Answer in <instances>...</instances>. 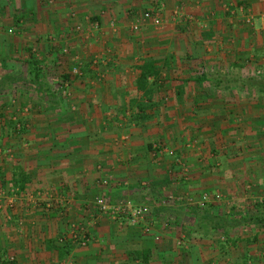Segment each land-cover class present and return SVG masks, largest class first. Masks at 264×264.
I'll return each instance as SVG.
<instances>
[{
  "label": "crops",
  "instance_id": "0c3cea01",
  "mask_svg": "<svg viewBox=\"0 0 264 264\" xmlns=\"http://www.w3.org/2000/svg\"><path fill=\"white\" fill-rule=\"evenodd\" d=\"M156 8L162 26L134 32L130 12ZM32 56L58 99L22 83L0 89V257L145 264L130 253L149 251L150 264H264L263 224L213 235L191 223L186 200H167L209 193L205 209L217 214L264 215V87L192 84L179 102L174 82L157 81L165 100L139 118L135 86L146 58L166 79L203 63L211 72V59L264 76V0H0V80L25 71ZM76 67L87 71L72 74ZM19 173L29 179L23 190L11 181ZM98 196L148 206L150 215L121 223L98 211ZM65 244L73 250L60 260L54 246Z\"/></svg>",
  "mask_w": 264,
  "mask_h": 264
},
{
  "label": "trees",
  "instance_id": "16d2710c",
  "mask_svg": "<svg viewBox=\"0 0 264 264\" xmlns=\"http://www.w3.org/2000/svg\"><path fill=\"white\" fill-rule=\"evenodd\" d=\"M28 66H26L25 71L20 73H6L3 78L0 80V89L2 88H11L13 85H17L19 83L24 84L27 87H33L35 95L37 97H42L45 100H48L52 104H57L56 101L58 99L57 92L54 89V85L51 84L49 81H46V78H43L42 75V68L40 60L36 59V57L32 56V59L29 60ZM157 60L152 58H146L143 60V63L138 67L139 76L135 80V86L138 91L141 92L142 97H139L141 101L138 105V113L137 117L143 118L145 114H148L152 107L158 105L161 100H165L161 93L156 90L154 87L157 81L164 82V84H172L175 83V88L172 91L173 96L179 102H182L183 99L186 97V88L188 85H203L207 84L211 87V90H218L222 92L223 90H229L232 86H239V87H264V76H259L256 74L255 70L254 73H248L251 69L245 63H238V64H229V61H222V60H215L211 59L210 63L213 67V70L209 72L207 70V66L203 63L202 68L193 72L190 77H174L171 78H163L159 70L156 67ZM236 69V73H233V69ZM84 73L87 71L86 68L81 67ZM154 79V81H152ZM155 82V83H153ZM1 89V90H2ZM222 90V91H221ZM172 93H168L171 95ZM172 96V95H171ZM142 100H146L147 103H142ZM150 117V116H149ZM15 129L18 130L17 126ZM22 129V126L19 128ZM15 178H12L11 181L14 182L15 185L20 187V190L25 189L27 182L29 179L24 176L22 173L14 175ZM18 176H20L18 178ZM189 214L192 215L191 223L195 226L197 225L199 228L201 224H206L208 228L211 230L212 234H222L223 236H229L230 232L238 227H243L248 224H263L264 225V215L263 216H244L239 215L236 218H230L227 215H222L220 213L217 214L210 209L200 208L198 206H190L189 207ZM189 224V223H187ZM196 227H192L194 229ZM191 231H195L192 230ZM54 249L58 252V257L60 260L66 259L73 250V246L70 244H65L63 246L55 247ZM132 256V260L136 261L138 259H142L143 263L150 264L151 260V252H138L134 251L130 253ZM3 257V256H2ZM0 257V264H9L8 261Z\"/></svg>",
  "mask_w": 264,
  "mask_h": 264
},
{
  "label": "built area",
  "instance_id": "2783aa9c",
  "mask_svg": "<svg viewBox=\"0 0 264 264\" xmlns=\"http://www.w3.org/2000/svg\"><path fill=\"white\" fill-rule=\"evenodd\" d=\"M182 11H176L174 14V18L176 19L177 17H181ZM130 16L133 18V23H132V30L134 32H137L140 30V27L143 24H147V22L155 27H161L164 21L162 10L159 8L153 9V10H147L144 12H137V11H132L130 12ZM184 16V15H183ZM187 21H194V17L187 15L185 16ZM95 27L97 28L98 25L95 24ZM80 28L77 29L79 31ZM74 72L76 74H80V68L76 67ZM257 75L261 76L263 74V71H257ZM64 95H68L67 92H63ZM17 128H20V125L17 126ZM2 150H0V155L2 154ZM103 184H108L109 180L105 179L102 182ZM214 197V196H213ZM216 199H221L222 197L220 195H217L215 197ZM210 199H212V194L205 193L202 195V197L196 201L195 199L189 197L186 199H183V197H174V196H169L168 201H176V202H182V201H187L189 205H195L200 208H205L208 202H210ZM95 205L98 209V211L101 214L105 215H110L113 219L122 222H126L129 225L135 226L138 225L139 223L145 221L147 217L150 215V208L148 206H141V205H136L133 201L131 200H119L116 202H110L109 199H107L105 196H98L95 199ZM144 231L146 233L151 232V227L147 226L144 228ZM78 233V232H77ZM74 238L78 240V235H74ZM75 240V241H77ZM80 240V239H79ZM85 241H78L79 243L81 242L82 244L86 245L87 243V238H84ZM13 260V258H10Z\"/></svg>",
  "mask_w": 264,
  "mask_h": 264
},
{
  "label": "rangeland",
  "instance_id": "374dc122",
  "mask_svg": "<svg viewBox=\"0 0 264 264\" xmlns=\"http://www.w3.org/2000/svg\"><path fill=\"white\" fill-rule=\"evenodd\" d=\"M74 66H75V65H74ZM260 66H262V65H260ZM260 66L258 65L257 67L259 68ZM70 69H71V68H70ZM72 72H73L72 74L75 73V72H74V69H72ZM256 72H257V71H256ZM56 81H57V82H59V81L61 82V81H67V80L61 79V80H56ZM15 97H16V96H15ZM17 101L19 102V98H18V96H17ZM28 109H30V108H28ZM83 220H84V219H82V220H80V219L78 220V219H77V222L80 223V222H82ZM83 222H84V221H83ZM179 226H180V224L175 225L174 228H173V229L175 230V232H174V236H175V237L173 236L172 239H173V241H175V243H177L178 240H182V238H183V237H182V231H181L180 229H178V228H181L182 226H180V227H179ZM176 232H177V234H176ZM227 253H228V252H227Z\"/></svg>",
  "mask_w": 264,
  "mask_h": 264
}]
</instances>
